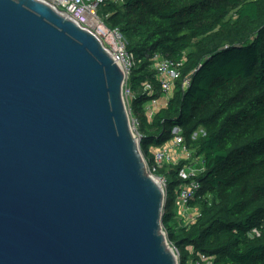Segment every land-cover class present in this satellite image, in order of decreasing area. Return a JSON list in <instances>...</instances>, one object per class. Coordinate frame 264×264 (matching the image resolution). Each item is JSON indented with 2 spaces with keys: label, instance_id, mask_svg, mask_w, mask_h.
I'll list each match as a JSON object with an SVG mask.
<instances>
[{
  "label": "water",
  "instance_id": "water-1",
  "mask_svg": "<svg viewBox=\"0 0 264 264\" xmlns=\"http://www.w3.org/2000/svg\"><path fill=\"white\" fill-rule=\"evenodd\" d=\"M125 74L38 0H0V264H178Z\"/></svg>",
  "mask_w": 264,
  "mask_h": 264
},
{
  "label": "trees",
  "instance_id": "trees-1",
  "mask_svg": "<svg viewBox=\"0 0 264 264\" xmlns=\"http://www.w3.org/2000/svg\"><path fill=\"white\" fill-rule=\"evenodd\" d=\"M101 12L138 60L128 84L143 155L152 160V147L179 126L204 159L190 224H180L177 207L184 161L156 171L167 179L162 226L179 264L201 254L214 264H264V0H123ZM156 55L177 63L179 77L150 117L144 105L163 93Z\"/></svg>",
  "mask_w": 264,
  "mask_h": 264
},
{
  "label": "built area",
  "instance_id": "built-area-1",
  "mask_svg": "<svg viewBox=\"0 0 264 264\" xmlns=\"http://www.w3.org/2000/svg\"><path fill=\"white\" fill-rule=\"evenodd\" d=\"M38 1L48 4L52 8L61 12L67 18L74 21L76 24L86 29L88 32L92 33L114 56L117 64L125 74L123 93L131 128L133 132L137 133L138 138L140 139L138 132L140 121L132 114L130 103L132 92L128 84L131 72L137 65L138 60L133 52L128 51L126 40L121 31L118 28L108 26L105 21V18L108 15L101 12L104 4L113 3L120 5L123 3V0ZM154 60V68L157 71V77L163 93L159 98H154L144 105L145 110L150 117L160 109L158 108L157 111L155 110L159 103H162L159 101L160 98H170L169 96L173 91L174 82L179 77V68L177 63L158 55L154 57ZM142 86L144 91L150 94L154 92L153 84L145 82ZM165 102L166 105L168 100ZM172 133L173 137L168 142L160 147L151 149L153 159L151 160L144 156V162L148 174L155 177L165 189L167 179L165 176L156 175L157 169L165 166L166 164H178L181 161H184V164L179 171V176L184 182L178 188L177 193V205L179 208V214L182 216L184 212H186L185 210L191 209L188 207V203L191 199L196 197L201 188V183L198 178L205 170V163L202 157L194 156L193 151L187 147L182 130L179 126H175ZM182 218H184V216H182ZM199 256L200 259L196 262V264H214L212 257H207L202 254Z\"/></svg>",
  "mask_w": 264,
  "mask_h": 264
},
{
  "label": "rangeland",
  "instance_id": "rangeland-1",
  "mask_svg": "<svg viewBox=\"0 0 264 264\" xmlns=\"http://www.w3.org/2000/svg\"><path fill=\"white\" fill-rule=\"evenodd\" d=\"M171 94L172 93H170V95ZM166 100H168L166 97L160 98L159 101L162 102V103H159V105L157 106V108L156 109L154 108V109L157 111L158 108H161L162 107L161 105L163 104V101H166ZM130 101H131V99H130ZM134 134L136 135V137H138L137 133L134 132ZM178 210H179V208H178ZM185 211L186 212H184V214L182 215V216H184V219L182 218V216L180 214H178V216L182 218V220H179L180 224H182V225L183 224H190V223H192L196 219V217L199 215V211L200 210H199L198 207H195V208H191V209L185 210ZM162 230L164 231L163 226H162ZM164 233H165V236L167 237L166 231H164ZM167 241H168V239H167ZM168 243H169V241H168ZM169 245L176 251V253L178 255L177 250L170 243H169ZM178 264H179V255H178Z\"/></svg>",
  "mask_w": 264,
  "mask_h": 264
},
{
  "label": "crops",
  "instance_id": "crops-1",
  "mask_svg": "<svg viewBox=\"0 0 264 264\" xmlns=\"http://www.w3.org/2000/svg\"><path fill=\"white\" fill-rule=\"evenodd\" d=\"M170 96H171V95H170ZM170 96H169V97H170ZM166 101H167V100H166ZM165 103H166V102L164 101V103L162 104V106H163V105H165ZM151 117H152V116H151ZM152 149H154V148L152 147ZM179 218H180V220H182V218H181V217H179ZM183 219H184V218H183ZM189 249H190V250H192V248H191V247H190Z\"/></svg>",
  "mask_w": 264,
  "mask_h": 264
}]
</instances>
